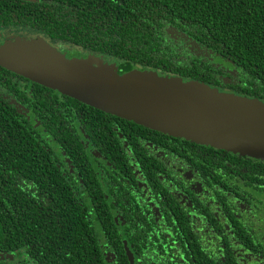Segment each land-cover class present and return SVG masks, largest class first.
<instances>
[{"label":"trees","instance_id":"trees-1","mask_svg":"<svg viewBox=\"0 0 264 264\" xmlns=\"http://www.w3.org/2000/svg\"><path fill=\"white\" fill-rule=\"evenodd\" d=\"M7 27L37 30L61 50L81 47L91 53L99 52L114 59L120 72L141 64L179 74L173 68L175 62L185 61L188 65L181 68L186 75L169 76L192 78L187 81L264 102V0H0V29ZM173 28L177 32L172 34ZM201 46L216 54L225 71L216 70L205 58L194 57L193 51ZM178 47L184 50L179 52ZM188 52L192 57H186L189 61L183 58ZM196 73H204L203 78H197ZM218 74L227 80L218 79ZM8 75L0 67V85L9 82ZM57 94L32 86L21 95L23 104L15 100L9 103L0 96V255L12 257H1L0 264H114L124 258L123 237L119 236L122 223L128 224L133 236L136 231L141 257L146 253L158 258L159 264L206 260L199 238L186 227L187 219L173 202L160 196L155 200L156 212L148 218L149 214L141 210L143 215L138 213L137 220L130 211L117 214L103 197L99 204L86 200L88 189L96 192L91 188L96 185L89 184L93 175L89 167L72 172L73 178L63 175L67 169L61 170L53 156L57 143L63 140L61 149L66 157V151L71 149V117L105 114L61 95L64 102L51 106L49 103ZM113 118L121 122L114 136L126 150L127 144L122 140L127 136L124 125L128 122ZM39 122L40 127L35 125ZM39 132L43 133L42 138ZM154 135L162 138L160 133ZM172 139L163 145L179 163L198 170L209 180H219L221 186L217 188H202L221 200L222 205L225 202V208L221 206L225 222L229 223L224 211L229 207L227 200L231 205L233 200L235 204L237 200L247 201L253 210L246 211L253 216L259 211L264 213V199L252 196L251 189L243 192L236 176L217 170H232L228 164L245 163L243 157ZM129 150L132 149L128 146L126 151ZM111 179L110 186L115 187L112 194L124 197L126 191L118 178ZM115 214L119 226L114 223ZM229 215L230 221L234 220L233 213L229 211ZM213 235L227 248L224 235ZM237 239V243H230L235 256L229 254L228 259L233 264L248 262L255 254L263 258L264 251H256L249 235L240 234ZM109 254L111 258L107 260Z\"/></svg>","mask_w":264,"mask_h":264},{"label":"flooded vegetation","instance_id":"flooded-vegetation-1","mask_svg":"<svg viewBox=\"0 0 264 264\" xmlns=\"http://www.w3.org/2000/svg\"><path fill=\"white\" fill-rule=\"evenodd\" d=\"M171 32L172 34L176 33L177 29L173 28ZM181 33L182 31L179 32V35H181ZM15 39H24L25 41H39V39H43V41L54 47L60 53H63L68 58H93L100 62L113 65L119 74L139 70L153 72L159 76L174 75L180 77V73L186 75L185 71L182 72L181 67L183 65H188L185 61H176V67L173 68L177 70L179 74L173 73L168 68H157L156 70H153L149 69L150 67L142 66L141 64L135 65L128 71L120 72V69L116 66L117 62L114 59L104 57V55L99 54V52L91 53L81 47H66V50H61L53 46L48 39L43 38L37 30L30 28L7 27L0 29V43H3L4 41H14ZM201 48L202 49H195L193 51L194 57L205 58L211 62L216 70L225 71L221 61L215 56L216 54L210 53L203 48V46H201ZM177 50L182 52L184 49L178 47ZM187 56L192 58L191 55H189V52L186 53L183 58L186 59ZM6 72L9 73V82L0 86H14V88H0V96L4 98V101L8 100L10 103L12 100H15L23 104L20 102V97L23 93L29 91L32 86H39L51 90L13 72L8 70H6ZM196 74L199 77H195L200 79L204 76V73ZM219 77L224 78V75L218 74V79ZM190 79L192 78H183L185 81ZM224 80H227V78H224ZM219 91L224 92L223 89H219ZM60 95L61 94L55 95V100L49 104L51 106H58L59 103H63L64 101L61 96L64 95ZM67 109L68 108H66V110ZM72 110L75 111V109ZM104 114L105 116L88 114L87 117L84 118H79L78 114L72 116L71 121L69 122L71 149L66 151V157L65 152L61 149L62 143H65V140H63L57 143L56 154L53 156L55 163L60 166L61 170L64 171L67 169L66 173L63 172V175L66 177L73 178L72 172L77 170L84 171L87 167L91 169V172L93 173L91 180L93 179V181L89 180V184L96 185L95 187L92 185L91 188L96 189L95 191L97 193L91 192L88 189L87 196L85 197L87 201L89 199L94 203L97 202L99 204L103 197L106 203L115 207L117 214L122 215L127 211H130L133 212L132 214L137 220L139 219V217H137L138 213L143 215L141 210L146 214H149L148 218L152 216L151 214L156 212V198L162 196L164 200L173 202L184 214L185 217H183L187 219L185 220L186 227L189 231H194L201 242V248L207 253L205 254L206 260L200 262L194 260V264H231L232 261L228 259V256L229 254L233 257L235 255L233 254V249L231 248L230 243H237V237L240 234H247L250 236L256 251H264L263 212L259 211V213H256L253 216L246 211V208L251 211L253 210V207L247 201L237 200L235 204L233 200V205H231V201L227 200L229 202V207H226L227 211L226 209L224 211L229 223L225 222L226 219L224 217L222 218L224 212L221 207L223 206L225 208V202L222 205L220 203L221 200L214 197V195L207 189L202 188V186L209 188L208 185H215L217 188L221 186L219 180H209L207 176L199 175L198 170L189 169L184 164L179 163L176 155H173L168 148L166 149V145H163V142L165 141L167 143L173 142V137L125 120L128 122L124 125L127 130V136H125V139H123L122 142L127 144V149L128 146L129 149H132L126 151V146L122 147L114 136L117 128L121 125V122L115 120L113 118L115 116L113 115ZM60 115L61 114H59V116ZM39 121L41 120L39 119ZM40 123L41 122H39V125H35L40 127ZM134 126L141 127L146 131L136 129ZM155 132L162 134V138L159 139L157 135H154ZM42 135L43 133L39 132L40 138H42ZM178 139L181 140L182 138ZM45 140H47V137H45ZM58 149L62 150V152H59ZM241 157L245 159V163H230L228 165L232 170H217L222 174L236 176L239 180V184L243 187V192H245L246 189H251L253 190V194H251L252 196L257 199H264V160L248 156ZM257 160L259 163L256 162ZM201 166H203V164H201ZM111 177H117L120 181V186L125 188L126 193L124 197L119 198L112 194L115 187L110 186V183L112 182ZM229 211L234 215V220L232 221H230L229 218L231 217ZM113 220L114 223L119 226L120 222L116 214L113 215ZM239 220H241L242 223ZM226 223H228L229 231L226 230ZM238 223H240L239 226L237 225ZM124 224L125 223H122L121 226H119V236L123 237L121 244L124 258L118 259L114 264H130L124 243L132 255V264H159L158 258L156 260L154 257H148L146 253L144 257L139 256L142 253L140 252L142 248L136 247V242H139L136 237V231L133 229L135 231L133 236L130 233L131 228H129L128 224ZM204 232L207 236H204ZM217 232L227 238V248L226 245L219 244L220 241L213 235V233ZM226 234H233L234 236L228 237L229 235L227 236ZM133 239L135 240V243L131 242ZM229 239L231 240L230 242ZM222 247L223 250L220 249ZM107 249L108 247L105 246V250ZM112 254L113 256L116 255L113 252ZM254 256L255 258H250L248 262L243 264H264V256L263 258L258 254H255ZM110 258L111 256L109 254L107 260H110Z\"/></svg>","mask_w":264,"mask_h":264},{"label":"water","instance_id":"water-1","mask_svg":"<svg viewBox=\"0 0 264 264\" xmlns=\"http://www.w3.org/2000/svg\"><path fill=\"white\" fill-rule=\"evenodd\" d=\"M0 67L153 131L264 160V102L257 98L153 72L119 74L93 58H68L41 39L0 43Z\"/></svg>","mask_w":264,"mask_h":264},{"label":"rangeland","instance_id":"rangeland-1","mask_svg":"<svg viewBox=\"0 0 264 264\" xmlns=\"http://www.w3.org/2000/svg\"><path fill=\"white\" fill-rule=\"evenodd\" d=\"M22 40H24V39H22ZM7 256H8V258H9V257L12 258L10 255H0V258H1V257L5 258V257H7Z\"/></svg>","mask_w":264,"mask_h":264}]
</instances>
